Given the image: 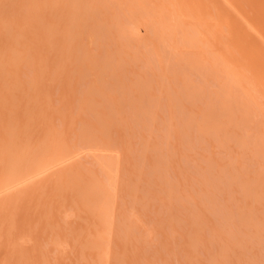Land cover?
Instances as JSON below:
<instances>
[{
  "label": "bare ground",
  "instance_id": "obj_1",
  "mask_svg": "<svg viewBox=\"0 0 264 264\" xmlns=\"http://www.w3.org/2000/svg\"><path fill=\"white\" fill-rule=\"evenodd\" d=\"M252 246L264 0H0V264H254Z\"/></svg>",
  "mask_w": 264,
  "mask_h": 264
},
{
  "label": "rangeland",
  "instance_id": "obj_2",
  "mask_svg": "<svg viewBox=\"0 0 264 264\" xmlns=\"http://www.w3.org/2000/svg\"><path fill=\"white\" fill-rule=\"evenodd\" d=\"M140 37H141V38H146V37H147V31H146L145 29H141V30H140ZM197 154H198V152L194 151V152H190V153H189V156H190V157H195ZM80 156L83 157V158H85V159L82 158L81 160H79V159L81 158ZM80 156L78 157V160H79L81 163H82V161H83V163H85L86 160H89L88 158H90V157H88V158L85 157V156H89V154H86V153L83 154V156H82V155H80ZM84 160H85V161H84ZM79 161L77 162V164H79ZM195 163H196V162H195ZM191 164H192V163H191ZM193 164H194V163H193ZM190 166H193V165H190V164H189V167H190ZM193 167H195V166H193ZM189 169H193V168H189ZM194 169H195V168H194ZM191 172H194V171L192 170ZM188 173H189V172H188ZM191 175H192V174H191ZM195 175H196V174H195ZM193 176H194V174L192 175V177H193ZM196 176H197V175H196ZM171 177H172L173 179H175L174 173H173V175H171ZM198 177H199V176H198ZM190 179H192V178H190ZM195 180H196V179H195ZM197 180H198V179H197ZM199 181H200V180H199ZM196 182H197V181H196ZM191 183H192V180H191ZM194 184H195V185H194ZM199 185H200V182H199V183H195V182H193V184H192L190 187H192V186H196V187H192V190H193V191H196V190H197V187H199ZM195 188H196V189H195ZM198 189H199V188H198ZM197 191H198V190H197ZM197 191H196V193L194 192L195 195L197 194ZM221 196H222V195H221ZM221 196L218 195V198H219V199H217V200H219V201H217V200H215V201H216L217 204H219L220 202H222V204H220V205H218V206L221 207V209H223V208H224V206H223V205H224V201L226 202V200H224V199H225L224 197H223V199H221V198H222ZM196 198H199V197L196 196ZM199 200H200V199H199ZM199 200L197 199L198 202H200ZM218 202H219V203H218ZM154 204H155V203H154ZM154 204H153V206H152L153 209H152V207H151V209H150L152 212H153L154 209L156 208V205H154ZM217 204H215L214 202L212 203V205H215V208H216ZM226 204H227V203H225V206H226ZM221 205H222V206H221ZM154 206H155V207H154ZM218 206H217V207H218ZM227 206H228V204H227ZM227 206H226V207H227ZM219 207L217 208V210H219ZM152 212H151V213H152ZM179 214H181V213H179ZM182 214L185 215L184 217H185V219H186V215L188 214V212H186V213H185V212H182ZM180 216H181V215H180ZM152 217H154V216L151 214V218H152ZM181 217H182V216H181ZM182 219H184V218H182ZM185 219H184V221H185ZM215 220H216V218H215ZM182 223H186V222H183V221H182ZM209 227H210V226H209ZM208 229L210 230V228H208ZM181 235H182V236L184 235L183 232H181ZM250 248H251V247H250ZM199 250H201L202 252L199 251L197 254H198L199 257H202V258H203V256L205 255L204 252H203L204 250H203V249H199ZM263 250H264V247H257V246H252V249H250V250L247 248V250H245V251H246V252H245V253H246V258H247L248 260L250 259L249 261L252 260V262H253L254 264H255L257 261H258L257 263H261V262H260V259H261V255H262ZM247 251H248V252H247ZM254 252H256L255 254H257L256 257H254L255 254H254V256H253V253H254ZM202 253L204 254L203 256H202ZM250 256H251L252 258H251ZM197 258H198V257H197ZM204 258H205V256H204ZM254 261H255V262H254Z\"/></svg>",
  "mask_w": 264,
  "mask_h": 264
}]
</instances>
